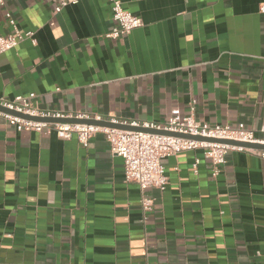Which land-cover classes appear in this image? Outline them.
Masks as SVG:
<instances>
[{
	"label": "crops",
	"instance_id": "1",
	"mask_svg": "<svg viewBox=\"0 0 264 264\" xmlns=\"http://www.w3.org/2000/svg\"><path fill=\"white\" fill-rule=\"evenodd\" d=\"M121 1L144 25L113 38L108 0H4L0 35L10 14L36 43L0 55V95L158 124L193 105L264 136V0ZM163 163L166 188L142 190L103 133L85 145L0 116V264H264V158L228 150L216 176L203 149Z\"/></svg>",
	"mask_w": 264,
	"mask_h": 264
},
{
	"label": "built area",
	"instance_id": "2",
	"mask_svg": "<svg viewBox=\"0 0 264 264\" xmlns=\"http://www.w3.org/2000/svg\"><path fill=\"white\" fill-rule=\"evenodd\" d=\"M55 12H60L69 4H76L80 0H56ZM113 12L114 26L108 36L119 38L132 32L134 29L144 25V20L123 7L121 0H108ZM4 4V0H0ZM261 12L264 13V3L261 4ZM12 31L7 35H0V55L17 47L23 40L30 39L36 43L33 31H22L17 26L11 15L8 14ZM35 93L18 95L14 99L0 95V106L14 110L24 115L46 117V118H78L94 119L96 121H107L131 126H142L150 129L164 130L168 132L190 134L206 138L233 140L247 143L264 144V136H257L254 130L246 128H233L230 125H210L196 119L193 113L182 116L176 114L171 116L165 123L137 122L119 120L117 118L104 117L100 114H73L59 110H41L35 107L32 99ZM194 103V102H193ZM0 116L4 117L11 125L21 126L26 130L42 132L45 129L54 130L61 139L77 137L79 142L88 144L89 140L97 133H103L109 144L111 153L120 156L124 160V172L127 182L139 184L142 190L150 187L164 190L169 183L163 160L182 151L203 149L204 155L212 163V174L218 175L220 166L226 162L228 150H247L264 158V149L244 147L229 143L197 140L164 133H152L147 131L128 130L102 124L86 122H45L26 118L20 115L0 110ZM198 161V160H197ZM194 164L197 168V162ZM154 199L143 196L142 208L144 212L153 209Z\"/></svg>",
	"mask_w": 264,
	"mask_h": 264
},
{
	"label": "water",
	"instance_id": "3",
	"mask_svg": "<svg viewBox=\"0 0 264 264\" xmlns=\"http://www.w3.org/2000/svg\"><path fill=\"white\" fill-rule=\"evenodd\" d=\"M0 110L16 115H20L26 118L34 119L37 121H45V122H86V123H94V124H102V125H107V126H112V127H118L122 129H128V130H138V131H147V132H152V133H164V134H172L176 136H181V137H186V138H192V139H197V140H207V141H216V142H223V143H229L233 145H239V146H244V147H252V148H257V149H264V144L261 143H247V142H238V141H233V140H223V139H215V138H206L202 136H195V135H190V134H180V133H174V132H168L164 130H157V129H150V128H145L142 126H131V125H124V124H119V123H112V122H107V121H96L94 119H78V118H46V117H36V116H29V115H24L19 112H16L14 110L5 108L3 106H0Z\"/></svg>",
	"mask_w": 264,
	"mask_h": 264
}]
</instances>
